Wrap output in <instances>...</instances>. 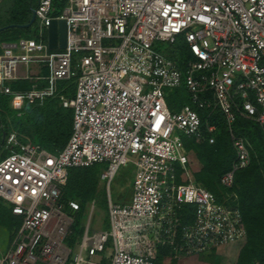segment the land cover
<instances>
[{
	"label": "built area",
	"instance_id": "1",
	"mask_svg": "<svg viewBox=\"0 0 264 264\" xmlns=\"http://www.w3.org/2000/svg\"><path fill=\"white\" fill-rule=\"evenodd\" d=\"M53 0H37L34 37L6 42L0 51V93L10 96L19 115L27 104L54 96L60 80L74 79L71 96L58 95L72 111L71 134L63 148L50 151L21 141L9 131L0 153V200L21 223L0 264H156V247L173 244L198 255L239 241L246 231L238 208L217 201L193 179L183 138L202 141V127L213 143L215 125L201 126L198 110H219L234 150L231 168L220 176L226 189L236 170L250 163L246 139L233 132L236 114L257 122L264 132V0H67L51 16ZM66 20V43L50 49V19ZM182 40L183 68L155 43ZM47 75L33 73L32 66ZM33 81L31 88L11 84ZM46 83L45 86L38 85ZM184 87L189 103L170 111L166 88ZM105 164L108 228L88 235L70 255V212L60 202L70 168ZM133 165L132 193L112 201L108 186L121 166ZM180 171V172H179ZM195 206L194 220L179 226L178 210ZM92 209V208H91Z\"/></svg>",
	"mask_w": 264,
	"mask_h": 264
},
{
	"label": "trees",
	"instance_id": "2",
	"mask_svg": "<svg viewBox=\"0 0 264 264\" xmlns=\"http://www.w3.org/2000/svg\"><path fill=\"white\" fill-rule=\"evenodd\" d=\"M66 1L67 0H53L51 16H58L62 12ZM5 3L6 0H2L0 3V27L15 23L3 19L4 17L1 15L2 11L7 15L12 11L11 5L5 9ZM1 5H3L4 8H2ZM35 6L36 0H25L23 6L19 9L18 14L25 17L24 24L29 21L31 11L35 9ZM19 23L23 24L22 22ZM18 29L20 28L10 27L4 29L0 32V39L8 42L18 39L21 37L15 35V31H18ZM173 46H175V49H170L169 47L166 49L167 54L170 58L176 60L180 67L183 68L182 63L189 56L187 45L184 41L179 40ZM67 81L71 82L65 85ZM58 83L56 95L47 97L41 105L27 104L24 107L25 110L23 109L25 114L23 115L20 113L17 115L20 119L17 125L13 127L7 126L6 129L2 130L0 137L1 145H3L4 138L9 131H16L18 138L21 141L40 144L41 146L48 148L50 151L64 147L71 134L72 111L70 108H64L60 105L58 95L64 94L66 96H71L73 94L71 87L74 86V79L60 80ZM11 86L14 89H24L29 85L27 82H16L11 84ZM181 88L185 89L184 87H180L176 90L177 94L180 93ZM170 101L171 100L167 103L168 106L172 105ZM189 102L190 100L187 94L181 101V105ZM5 105L11 110L8 100ZM198 114L201 119V126L207 121L210 124H214L216 128L212 134L214 139L213 143L208 142L209 135L205 133L203 127L202 131L204 138L202 141H197L194 138H183L184 146L190 153L189 167L192 171L193 179L212 192L219 202L224 201L228 193L233 194L228 202L238 208L246 231V237L245 240L241 242L242 245L235 264H264L263 129L254 120L244 117L241 114H236L235 121L232 124V130L246 139L250 151V163L248 166L235 171L233 186L230 189H226L220 184L219 179L223 173L231 168V163L235 156L228 133V127L219 110L209 112L199 109ZM196 163L197 165H195ZM127 166H129L128 169L132 174L130 175L131 178H129V182L132 184L134 168L131 164H128ZM103 169H101V171ZM101 171L98 167H95V164L82 168H70L68 170L66 183L62 187L60 197V202L63 204L65 211L70 212L67 206V201L75 200L78 202L80 208L75 213L74 217L76 218L78 215L82 216L85 205L96 192ZM6 207L0 202V225L5 228L4 230L8 236V241L10 242L21 223V220L19 217L14 216L11 213L8 206ZM194 212L195 206L192 204H184L180 207L178 210L179 226L177 232L181 226L189 225L193 222ZM73 233L74 230L72 224L71 233L65 240L69 245H71V241L73 242L74 240ZM178 243L179 236L177 233L173 244L163 243L158 245L155 250L156 264H159V261L165 256L173 255V252L176 251V247L178 250ZM214 250L216 249L213 248L207 252H212ZM178 251L182 253L180 250ZM69 261L70 260H68L66 264H69Z\"/></svg>",
	"mask_w": 264,
	"mask_h": 264
},
{
	"label": "rangeland",
	"instance_id": "3",
	"mask_svg": "<svg viewBox=\"0 0 264 264\" xmlns=\"http://www.w3.org/2000/svg\"><path fill=\"white\" fill-rule=\"evenodd\" d=\"M25 3V0H6L5 9L8 6H12V11L7 15L4 11L1 12L3 19H7L9 21H13L15 23L13 24H20L19 22H24L25 17L18 14L19 9L23 6ZM13 4V5H12ZM2 8H4L3 5H1ZM10 16V17H9ZM23 17V18H22ZM24 24V23H23ZM37 30V24L35 21L28 27V28H20L18 31H15L16 36H29L34 37ZM12 37V36H10ZM15 37V36H14ZM156 48H164L165 50L169 47L170 49H175L173 45H168L166 43H155ZM59 82V81H58ZM71 81H67L65 83L68 84ZM59 83H57L58 86ZM72 88V93L75 91V84ZM179 88H166V101L169 103H172V105H169L170 111L178 110L181 106V101L183 98L187 95V92L185 89L181 88V91L179 94L176 93V90ZM7 95H1L0 94V137L3 129H6V127H13L17 125L18 121L20 120L16 113L10 110L6 107V101L8 100ZM25 110V109H24ZM24 110L21 111V114H25ZM1 142H0V153L2 150ZM197 161V160H196ZM197 165V163H196ZM95 167L101 169L105 168V164H95ZM82 168V167H81ZM129 166H121L117 172L115 173L114 177L109 183L108 186V193L111 197L112 201L117 203H125L129 201L130 193L132 191L131 183L129 182V178H131L130 175L131 172L129 171ZM107 188L105 181L99 180L96 192L93 195V197L87 202L83 209L82 216L78 215L76 218L74 217V223H73V242L71 241V245L65 241V244L70 249V255L69 258H71L72 252L75 250L77 244L81 241L82 235L84 234L85 226L88 222V235L92 234L95 231L100 230H106L108 228V213H107ZM0 202H2L0 200ZM2 204L6 207L7 204ZM7 208V207H6ZM92 208V209H91ZM5 228L0 225V249H3L9 241L8 236L4 230ZM69 237V236H68ZM67 237V238H68ZM241 242L236 241L233 243H230L225 246H221L218 249L207 252L201 255H195V254H183L180 253L177 250L174 251L173 255H167L165 256L161 261H159V264H235V261L237 259L238 253L241 248ZM228 246V247H227ZM108 248L104 252L97 253L93 260L96 262H100L102 264H108L109 260L105 258V253H107ZM176 252V253H175Z\"/></svg>",
	"mask_w": 264,
	"mask_h": 264
},
{
	"label": "water",
	"instance_id": "4",
	"mask_svg": "<svg viewBox=\"0 0 264 264\" xmlns=\"http://www.w3.org/2000/svg\"><path fill=\"white\" fill-rule=\"evenodd\" d=\"M1 1V0H0ZM35 18L34 9L31 11V17L25 24H9L0 27V32L10 27L26 28L29 27ZM66 20L51 18L47 28V43L50 49H62L66 43Z\"/></svg>",
	"mask_w": 264,
	"mask_h": 264
},
{
	"label": "crops",
	"instance_id": "5",
	"mask_svg": "<svg viewBox=\"0 0 264 264\" xmlns=\"http://www.w3.org/2000/svg\"><path fill=\"white\" fill-rule=\"evenodd\" d=\"M2 1V0H1ZM1 1H0V3H1ZM36 4H37V0H36ZM36 7V6H35ZM6 42H8V41H4L3 39H0V49L2 48V46L6 43ZM32 71H33V73H36V74H39V75H43V76H45V75H47V73H48V71H47V69L46 68H42L41 66H39V65H33L32 66ZM47 72V73H46ZM17 82H20V83H24V82H27L28 83V87L27 88H24V90H26V89H29V88H31V86H32V83H33V81H30V80H21V81H17ZM14 83H16V82H14ZM13 84V83H12ZM38 85H40V86H45L46 85V83H44V82H41V83H39ZM12 87V86H11ZM14 89V88H13ZM20 89H23V88H20ZM14 90H18V89H14ZM1 94V93H0ZM1 95H4V94H1ZM8 97V102H9V106H10V96L9 95H7ZM49 97H52V96H49ZM47 97H45V98H43L42 100H36L34 103H32V105H41L42 103H43V101L46 99ZM11 107V106H10ZM26 142H29V141H26ZM32 143V142H31ZM37 144V143H36ZM193 163V162H192ZM193 165V164H192ZM196 165V164H195ZM131 188H132V184H131ZM131 193H132V191H131ZM131 193H130V196H131ZM129 200H130V197H129ZM126 203V202H125ZM10 243V242H9ZM9 243L5 246V247H3V249H0L1 251H3L8 245H9ZM228 247V246H227Z\"/></svg>",
	"mask_w": 264,
	"mask_h": 264
}]
</instances>
